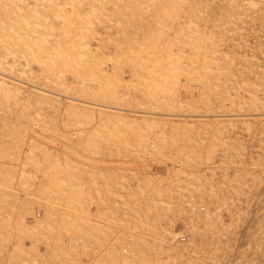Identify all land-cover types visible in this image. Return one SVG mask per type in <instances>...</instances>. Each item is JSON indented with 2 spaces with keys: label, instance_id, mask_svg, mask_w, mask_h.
<instances>
[{
  "label": "rangeland",
  "instance_id": "obj_1",
  "mask_svg": "<svg viewBox=\"0 0 264 264\" xmlns=\"http://www.w3.org/2000/svg\"><path fill=\"white\" fill-rule=\"evenodd\" d=\"M0 264H264V0H0Z\"/></svg>",
  "mask_w": 264,
  "mask_h": 264
},
{
  "label": "bare ground",
  "instance_id": "obj_2",
  "mask_svg": "<svg viewBox=\"0 0 264 264\" xmlns=\"http://www.w3.org/2000/svg\"><path fill=\"white\" fill-rule=\"evenodd\" d=\"M35 97H36V96H35ZM49 98H50V97H49ZM50 99H51V98H50ZM207 109H208V108H207ZM208 111H210V110H208ZM208 111H207V112H208ZM105 112H106V111H105ZM107 112H108V111H107ZM196 112H198V111H196ZM109 113H111V112H109ZM109 113H104V115H105V114L108 115ZM112 113H114V112H112ZM151 113H152V112H151ZM114 114H115V113H114ZM117 115H118V114H117ZM105 116H106V115H105ZM114 117H116V116H114ZM109 118H110V116H109ZM111 118H113V117H111ZM164 249H165V248H164Z\"/></svg>",
  "mask_w": 264,
  "mask_h": 264
}]
</instances>
